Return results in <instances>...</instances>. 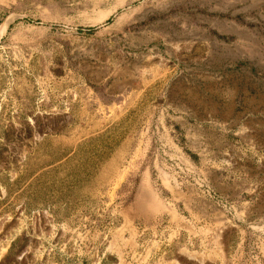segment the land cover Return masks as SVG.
Masks as SVG:
<instances>
[{"label": "rangeland", "instance_id": "374dc122", "mask_svg": "<svg viewBox=\"0 0 264 264\" xmlns=\"http://www.w3.org/2000/svg\"><path fill=\"white\" fill-rule=\"evenodd\" d=\"M200 263L264 264V0H0V264Z\"/></svg>", "mask_w": 264, "mask_h": 264}, {"label": "bare ground", "instance_id": "6f19581e", "mask_svg": "<svg viewBox=\"0 0 264 264\" xmlns=\"http://www.w3.org/2000/svg\"><path fill=\"white\" fill-rule=\"evenodd\" d=\"M110 14V13H109ZM6 25L7 24H4V26L1 28V29H4V28H6ZM5 31V30H4ZM2 32V31H1ZM156 203H158L157 202V199H154V205H156ZM159 206V205H158ZM198 260H200V259H198ZM200 264H202V263H200Z\"/></svg>", "mask_w": 264, "mask_h": 264}]
</instances>
